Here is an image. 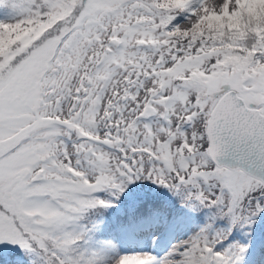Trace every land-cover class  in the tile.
Instances as JSON below:
<instances>
[{
    "label": "snow or ice",
    "instance_id": "1",
    "mask_svg": "<svg viewBox=\"0 0 264 264\" xmlns=\"http://www.w3.org/2000/svg\"><path fill=\"white\" fill-rule=\"evenodd\" d=\"M0 14V264H264V0Z\"/></svg>",
    "mask_w": 264,
    "mask_h": 264
},
{
    "label": "rangeland",
    "instance_id": "2",
    "mask_svg": "<svg viewBox=\"0 0 264 264\" xmlns=\"http://www.w3.org/2000/svg\"><path fill=\"white\" fill-rule=\"evenodd\" d=\"M3 18H4L3 15L0 14V19H3ZM173 243H175V241H173ZM127 247H129L130 250L137 249V248L151 249L158 255H162L163 251L165 250L164 244L157 245L155 243H149L146 239L129 241L127 244Z\"/></svg>",
    "mask_w": 264,
    "mask_h": 264
}]
</instances>
